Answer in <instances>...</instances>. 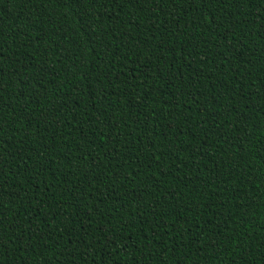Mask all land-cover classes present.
Listing matches in <instances>:
<instances>
[{
	"label": "trees",
	"instance_id": "obj_1",
	"mask_svg": "<svg viewBox=\"0 0 264 264\" xmlns=\"http://www.w3.org/2000/svg\"><path fill=\"white\" fill-rule=\"evenodd\" d=\"M0 264H264V0H0Z\"/></svg>",
	"mask_w": 264,
	"mask_h": 264
}]
</instances>
